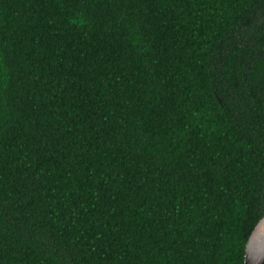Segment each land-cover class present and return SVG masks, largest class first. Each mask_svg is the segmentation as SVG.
I'll use <instances>...</instances> for the list:
<instances>
[{"label":"trees","instance_id":"obj_1","mask_svg":"<svg viewBox=\"0 0 264 264\" xmlns=\"http://www.w3.org/2000/svg\"><path fill=\"white\" fill-rule=\"evenodd\" d=\"M263 213L264 0H0V240H246ZM245 242L0 241V264Z\"/></svg>","mask_w":264,"mask_h":264},{"label":"water","instance_id":"obj_2","mask_svg":"<svg viewBox=\"0 0 264 264\" xmlns=\"http://www.w3.org/2000/svg\"><path fill=\"white\" fill-rule=\"evenodd\" d=\"M218 98V97H217ZM246 240H264V213L257 219ZM264 241H246L243 250V264H263Z\"/></svg>","mask_w":264,"mask_h":264}]
</instances>
